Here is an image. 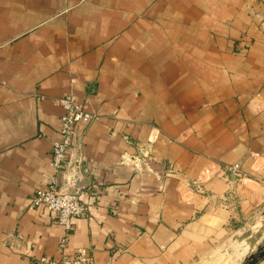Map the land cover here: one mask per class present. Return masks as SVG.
<instances>
[{
  "label": "crops",
  "instance_id": "1",
  "mask_svg": "<svg viewBox=\"0 0 264 264\" xmlns=\"http://www.w3.org/2000/svg\"><path fill=\"white\" fill-rule=\"evenodd\" d=\"M70 94L96 118L58 174L87 205L66 232L31 201ZM262 102L264 0H0V264L66 235L93 264H218L264 210Z\"/></svg>",
  "mask_w": 264,
  "mask_h": 264
},
{
  "label": "built area",
  "instance_id": "2",
  "mask_svg": "<svg viewBox=\"0 0 264 264\" xmlns=\"http://www.w3.org/2000/svg\"><path fill=\"white\" fill-rule=\"evenodd\" d=\"M59 103L63 109L58 129L60 138L53 143L51 162L55 175L47 188L35 190L31 202L33 205H41L55 213L58 222L66 232H69L73 229L76 219L85 215L87 205L80 199V191L69 192L63 189L59 184L58 174L65 169L70 151L77 144L78 126L88 124L96 118V114L87 111L72 94L59 99ZM258 111L264 112V102L258 105ZM229 171L237 179L246 178L239 163L230 166ZM67 245L66 235L61 239V255L57 258L41 256L38 258V264H93V257L87 248L80 247L73 252H68Z\"/></svg>",
  "mask_w": 264,
  "mask_h": 264
},
{
  "label": "water",
  "instance_id": "3",
  "mask_svg": "<svg viewBox=\"0 0 264 264\" xmlns=\"http://www.w3.org/2000/svg\"><path fill=\"white\" fill-rule=\"evenodd\" d=\"M78 146V142L76 144ZM79 171H73L67 176L63 189L69 192H78L83 186L75 184V179L80 177ZM231 263L225 264H257L264 257V210L253 220L249 228L231 235L223 247ZM234 257V258H233ZM228 262L227 260H225ZM221 264V263H219Z\"/></svg>",
  "mask_w": 264,
  "mask_h": 264
},
{
  "label": "rangeland",
  "instance_id": "4",
  "mask_svg": "<svg viewBox=\"0 0 264 264\" xmlns=\"http://www.w3.org/2000/svg\"><path fill=\"white\" fill-rule=\"evenodd\" d=\"M220 254L219 255H217V260L218 259H220V261L222 260L223 261V263H221V264H224V262L226 263V261L225 260H227V261H229L228 260V255H227V253H224V251H221V252H219ZM219 261V262H220ZM219 262H217L218 264H219ZM203 263V262H202ZM202 263H200V264H202ZM195 264H197V263H195ZM203 264H214V262H213V260H210V261H205Z\"/></svg>",
  "mask_w": 264,
  "mask_h": 264
}]
</instances>
